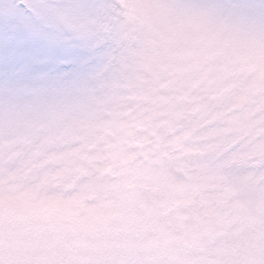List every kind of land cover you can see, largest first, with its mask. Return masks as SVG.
<instances>
[{"label":"snow or ice","instance_id":"6c2138e0","mask_svg":"<svg viewBox=\"0 0 264 264\" xmlns=\"http://www.w3.org/2000/svg\"><path fill=\"white\" fill-rule=\"evenodd\" d=\"M0 264H264V0H0Z\"/></svg>","mask_w":264,"mask_h":264}]
</instances>
